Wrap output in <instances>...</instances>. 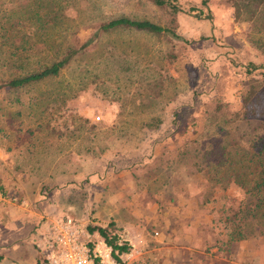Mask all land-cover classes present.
I'll return each mask as SVG.
<instances>
[{"label":"rangeland","instance_id":"obj_1","mask_svg":"<svg viewBox=\"0 0 264 264\" xmlns=\"http://www.w3.org/2000/svg\"><path fill=\"white\" fill-rule=\"evenodd\" d=\"M42 2L55 11L57 19L42 21L36 32L33 29L40 21L34 16L20 21L21 28L30 26L26 44L39 49H30L35 53L31 55L42 60L52 53L39 45H80L101 20L111 16L148 18L164 25L170 17L167 7L150 0ZM171 2L177 5L170 23L174 33L129 28L99 32L56 76L15 91L0 86V138L11 140L23 134L37 147L42 161L55 165L67 161L69 167L85 163L91 169L90 175L82 177L79 193L75 191L74 202L79 198V206L59 204L47 216L79 218L110 247L108 239L126 243L125 251L112 250L119 264H264V216L251 215L248 209L256 196L232 180L209 185L192 167H181L174 158L167 168L165 160L166 153L177 156L185 140L203 136L204 106L214 94L227 100L229 107H238L249 77L264 71L256 67L243 72L247 61L259 63L262 58L247 38L251 24L235 20L227 0ZM32 6V0H0V22L11 12L8 9L24 16ZM8 39L18 43L17 37ZM229 89L231 99L226 94ZM263 97V105L256 110L264 111ZM262 113V117L249 114L258 130L264 128L259 124L264 122ZM153 117L162 118L157 126ZM144 121L149 124L143 126ZM231 136L236 139L235 134ZM243 145L244 141L227 146L231 157L247 152ZM49 150L59 154L51 158ZM152 153L156 156L145 166L151 178L146 204L139 205L130 195H124L128 202L121 207L114 205L115 199L108 200L112 205L90 200L91 184L103 172H118L115 168L123 164L115 163L120 158L127 157L129 163ZM164 179L173 193L162 189ZM125 183L121 191L134 192L130 182ZM223 183L227 186L222 187ZM153 192L157 198L150 202ZM88 224L104 227L105 235L95 227L90 230ZM47 231L48 224L34 231L33 249L24 239L13 249L12 263L0 264H35L36 259V264H42Z\"/></svg>","mask_w":264,"mask_h":264},{"label":"trees","instance_id":"obj_2","mask_svg":"<svg viewBox=\"0 0 264 264\" xmlns=\"http://www.w3.org/2000/svg\"><path fill=\"white\" fill-rule=\"evenodd\" d=\"M32 1L34 6L26 9L27 14L24 16L18 15L15 9H8L11 12H7L5 21L0 22V86L12 91L27 83L56 76L60 69L81 52L86 44L94 39L99 32L116 28H129L155 34L162 32L174 33L171 24L174 22L173 14L177 11V5L172 3L171 0H150L158 6L168 8L169 23L164 25L148 18H134L123 14L111 16L101 20L92 32L91 37L80 45L52 44L48 46L45 43H43L44 46L39 45L43 50L49 48V52L52 53L49 59L42 60V58L35 57L36 55H31L35 53L30 49L33 47L36 50L39 49L35 44H26L27 37L30 34V26L25 27V29L21 28L20 21L34 16L36 21H40V24L35 25L33 29L36 32L37 26H43L48 19L50 21L57 19V14L54 13L55 11H51V13L48 8H45L46 3L42 0ZM227 1L232 6L235 20L250 22L251 28L247 38L262 56L259 63L247 61L243 67V72L248 74L250 68H264V0ZM42 7L45 9L41 13L40 8ZM11 36L12 39L17 37L18 43L14 40L7 41ZM263 83L264 71H261L258 77H249L246 89L240 93V105L235 108L229 107L227 100L214 94L209 100L210 104H207V101L204 106L207 122L203 136L185 140L183 145L181 144L182 147L177 152V156L175 154L172 156L169 153L165 154L167 155L165 158L167 168L170 160L176 158L179 166L186 169L192 167L194 171L200 172L199 174L209 185L221 182L223 179L232 180L244 192L251 196L255 195L256 197L251 199L248 206L251 215L255 216H264V208H262L264 203V128L258 130L256 127L258 123L253 125L249 114L260 117L263 115V110H256L263 105L261 102L264 96ZM153 120V126H157L162 118L153 117ZM147 124H149L147 121L142 122L143 126H147ZM259 124L264 125V122ZM234 134L236 139L231 136ZM240 139L242 140L240 141ZM237 140L245 142L246 145H243V149L247 152L231 157L227 146L239 144L240 142ZM224 186L227 185L223 183L222 187ZM94 227L99 230L101 235H105L104 227L88 224L90 230ZM107 241L111 245V252L114 248L117 249V252L127 249L124 242L113 243L112 239ZM112 255L118 259L117 253L113 252Z\"/></svg>","mask_w":264,"mask_h":264},{"label":"crops","instance_id":"obj_3","mask_svg":"<svg viewBox=\"0 0 264 264\" xmlns=\"http://www.w3.org/2000/svg\"><path fill=\"white\" fill-rule=\"evenodd\" d=\"M231 93L230 89L226 92L230 99ZM19 135H14L11 140H8L7 136L0 138V263L11 259L13 249L24 239L33 249L30 242L31 235L51 218L59 216V214H51L49 218L47 216V213L53 212L57 205L70 206L76 203L79 206V198L77 202H74L75 191L79 193L78 190L83 184L82 177L91 171L85 167V163H81L82 165L76 163L69 167L67 161L66 163L61 161L56 165L53 162H44L37 156V147L33 145V142L26 140L23 134ZM63 151L62 155H64ZM56 154L59 153L49 150L51 158H54ZM154 156H156L154 153L144 158L141 156L137 161L129 163H127V157L120 158L121 161L115 163L116 166L123 164L121 168H115L120 169L118 172L115 174L113 170L103 172L91 184L89 190L93 189V193L89 195L90 200L95 203L111 204L108 200L115 199L114 205L121 207L128 202L124 195H130L135 199L134 201L138 200L139 205L146 204L150 190L147 195L145 190L151 178L147 175L145 166ZM97 164L99 168L104 167L102 163ZM110 174L112 177H109ZM124 177L125 181L130 182L134 192L121 191L126 184ZM112 179L116 182L115 184ZM166 181L169 182L168 179H164L163 186H165L162 189L168 188L173 193ZM182 194L184 192H181ZM193 194L189 193L188 196ZM155 195L153 192V198H149L150 202H155L154 198H157ZM160 197H163L162 193ZM207 200L202 201L207 202ZM129 205L131 207V203ZM36 261L37 259L35 264ZM9 263H12V260H9Z\"/></svg>","mask_w":264,"mask_h":264},{"label":"built area","instance_id":"obj_4","mask_svg":"<svg viewBox=\"0 0 264 264\" xmlns=\"http://www.w3.org/2000/svg\"><path fill=\"white\" fill-rule=\"evenodd\" d=\"M46 224L42 264H119L104 239L78 218L54 216Z\"/></svg>","mask_w":264,"mask_h":264}]
</instances>
